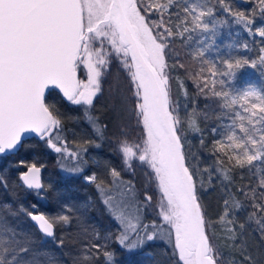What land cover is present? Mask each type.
Masks as SVG:
<instances>
[{
	"label": "snow or ice",
	"instance_id": "snow-or-ice-1",
	"mask_svg": "<svg viewBox=\"0 0 264 264\" xmlns=\"http://www.w3.org/2000/svg\"><path fill=\"white\" fill-rule=\"evenodd\" d=\"M215 2L233 18L236 35L243 31L259 45L258 63L264 65V0H245L251 7L239 10L231 0ZM227 26V19L216 16L213 0H0V157L14 155L24 137L34 134L58 154L62 171L83 173L88 147L100 144L76 133L69 141L72 130H65L58 108L45 103V90L59 89L81 108L95 137L104 140L107 126L93 114L94 100L103 91L114 54L127 73L125 80L118 69L109 84L118 119L116 151L125 171L135 175V159L145 177L138 188L109 164L110 181L96 172L84 176L117 225L103 235L69 204L44 212L36 204L29 210L0 203V264H63L35 245L51 242L63 248L66 241L78 245L74 254L65 253L70 264H115L112 243L128 252L163 244L167 264H264V84L234 87L236 70L256 69V59L206 57L218 30ZM193 34L200 38L189 51L201 67L187 73L196 89L190 96L183 78L171 74L168 51L173 40L187 45ZM242 48L251 51L249 42ZM81 65L87 82L77 78ZM173 79L180 92L175 97ZM197 97L219 101L210 146L199 124L208 113ZM134 130L138 138L130 140ZM190 136L197 137L199 147ZM201 150L210 162L201 158ZM17 167L27 169L19 181L39 198L45 188L41 166L20 160ZM0 187H9L3 175ZM209 190L219 205L214 216L202 200ZM21 216L35 232L10 224L9 217Z\"/></svg>",
	"mask_w": 264,
	"mask_h": 264
},
{
	"label": "trees",
	"instance_id": "trees-1",
	"mask_svg": "<svg viewBox=\"0 0 264 264\" xmlns=\"http://www.w3.org/2000/svg\"><path fill=\"white\" fill-rule=\"evenodd\" d=\"M214 7L216 8V16L219 18H225L229 21V26L220 28L219 34L215 37L213 48L206 52L205 55L208 59H214L216 56L227 57L229 54L238 57H246L250 59L257 60V68L252 69L245 66L242 69L236 70V77L234 79V87L236 89H243L248 85L261 87L264 84V65L258 63V51L259 45L252 43L250 41L247 33L240 31L239 35H236V31L239 29L234 25L233 18L228 17L226 13H223L219 4L213 0ZM231 5L236 9H245L250 8L251 5L246 3L245 0H231ZM173 12L176 11L175 8L172 9ZM260 21H258L259 23ZM200 37L193 34V40L187 45L184 44L182 40H173L170 45V50L168 51V62L170 65H174L171 69V74L174 77L183 78L186 85L187 92L190 96L196 95V89L193 86L192 81L188 78L187 73L193 71L195 68L201 67L199 59L193 60L191 58V53L189 49H193L195 41ZM261 38L257 37L256 40ZM249 42L251 51H244L242 48L243 43ZM236 45L239 47L229 48L228 45ZM202 47V45H200ZM219 49V52L216 51ZM194 50V49H193ZM179 60L180 63L184 65L183 68L176 64L175 61ZM203 67H207L206 65ZM172 88L175 96H179L180 92L178 89V83L176 79L171 81ZM217 85V89H219ZM198 106L208 113L207 120L200 119L199 124L206 133V144L210 146L212 144L213 136L211 134V129L216 127L218 123L217 113L221 110L218 107L219 101L215 98L210 100H205L203 98L197 97ZM45 103L55 105L58 108L60 114L65 120V130L71 129L80 130V127H83L85 132H91L88 130L89 126L83 119V113L80 108L72 109L68 107L60 97L54 93L49 92L45 96ZM208 104L209 108L204 106ZM191 107V104H189ZM93 114L98 118L107 116V112L103 109L93 110ZM103 114V115H102ZM77 116L78 122L80 123V129L76 128L73 123L70 122V119L73 116ZM81 131V130H80ZM67 138L70 140V136L67 133ZM96 142L100 144L98 151L100 152V157L105 159L107 164H110L112 167L117 168L120 171V167L116 160V157L109 146L105 143V140H99L95 137ZM190 139L196 147H199L198 139L196 136H190ZM56 153L52 152L47 148L45 142L41 141L37 137H30L23 142L18 151L14 155H8L6 157H0V175H3L7 178L8 189L0 187V203L9 202L12 204L13 208L18 207L20 204H23L25 207L32 210L31 206L36 204L40 211L44 212H54L59 210L62 205L69 204L73 208L77 209L76 215H83V218L89 224L95 225L100 231L101 235L105 234L109 230L115 232L117 226L111 220L110 216L105 212L104 206L100 203L98 198V193L94 185L85 184L81 181V174L78 176L65 174L60 170L58 158ZM201 158L206 162L211 161V157L208 154L201 150L199 152ZM20 160H24L28 163H36L37 166H41V180L45 188L41 192V196L38 198L33 191L26 190L19 182L18 175L24 169L17 167V163ZM85 174V173H82ZM126 179V177H124ZM13 182L20 184V187H14ZM202 200L205 206L208 209L210 215H215L219 211V205L216 201V194L209 190L207 193L202 194ZM12 226L19 224V228L26 231L35 232L36 229L32 226L29 219L26 216H21L17 219L11 217L8 218ZM19 221H23L20 223ZM75 219L73 224H75ZM68 232H73V229H68ZM60 236V229H57V237ZM99 242V241H98ZM161 246L164 248L163 244L152 245L149 244L143 250H138L134 252H128L124 249H121L119 245L112 243L110 245V250H115V264H158L154 258H150L146 255H141L140 252H151L154 253L156 257V252L154 250ZM37 248H47L50 252L55 253L59 260L63 264H70V259L65 253H75L78 245L70 244L66 241L63 248H57L55 244L48 242L44 245L36 244ZM167 251H171L168 249ZM44 260V257H41ZM100 264V262H98ZM159 264H167L164 260Z\"/></svg>",
	"mask_w": 264,
	"mask_h": 264
},
{
	"label": "rangeland",
	"instance_id": "rangeland-1",
	"mask_svg": "<svg viewBox=\"0 0 264 264\" xmlns=\"http://www.w3.org/2000/svg\"><path fill=\"white\" fill-rule=\"evenodd\" d=\"M110 59L112 60V63L110 65V71H109L108 75L102 81L103 91H102V93L98 94V97L94 100L95 107H94L93 110H95V109H97V110L98 109H104V107H106L107 116H105L104 118H102L103 116L99 118V122L107 126L106 127V131H105V139H104L105 143L109 146V148L114 153V155L116 157V160L118 162V165H119V161L121 163L122 168H121L120 171H121L122 178L124 179V177H126L125 180H134V181L137 180V182H135L136 186L138 188H142L143 184L145 182V177H144L143 171L139 167L140 162L138 160H135V159L132 161V163L134 165V171H135V175H133L132 172H128V171L124 170L125 166L122 163V156L120 154H118V152L116 151L117 145H116V140L114 139V137H116L118 135V119H117L115 110L111 107L112 101H111L110 96H109V84L112 83L113 76L117 73L118 69H119L121 77L123 79H125V80L127 79V73L119 65V62L116 60L114 54H113V56ZM77 78L82 80V81H84V82H87L86 70L83 68L82 65L77 70ZM172 91H173V88H172ZM173 96L175 97L174 92H173ZM64 102H65V104L68 107H71L72 109L80 108L79 106L71 105L68 101H64ZM102 104H104L105 106H102ZM103 119L105 121H103ZM108 120H109V122H108ZM70 122L73 123L74 126H76V128L80 127V123L78 122V118H77L76 115L73 116L72 119H70ZM123 123L127 124L128 122L125 120V121H123ZM80 128H78V129H80L81 131L76 129V130H74V132H72V131L71 132H67L68 135L70 136V140L69 141L73 140V138H74L73 137V133L78 134V136H83L84 138H90V139L96 140L95 139V135L92 132L90 126H89L88 130H90L91 132H85V131H83L84 130L83 127H80ZM136 134H137V132L134 130L132 135L129 136V139L130 140L131 139H135L134 135H136ZM73 146L74 145H72L71 143L69 144V147H73ZM98 149H99V147L97 148L95 146H89L88 149H87V152L85 153V157L89 161V163H88V166L86 167V169L84 170V172H86V173L85 174L81 173L82 176L80 178L81 181L83 183H85V184H89V183H87L84 180V176L85 175H89L92 172H96L98 174L105 175V177H106L105 165L107 163H106L105 159L100 157V152L98 151ZM55 155H57V158H58V154H55ZM94 161L96 163H94ZM119 167H120V165H119ZM58 168H60V170H61L60 163H59V167ZM62 172H64V171H62ZM125 172L127 174L129 173L130 177L124 176ZM64 173L65 174H71V173H67V172H64ZM71 175H74V174H71ZM78 175H80V174H75V176H78ZM106 178L109 179V181H110V177H106ZM150 192L153 195V197H156L158 195V193L156 192L154 187L152 189H150ZM149 218H151V217H149ZM111 220H112V218H111ZM112 221L115 223L114 220H112ZM162 249H164V248H162L161 246H158L157 248H156V246H154V250L156 252V257L154 255V253L152 254L151 252H143L142 251V252H140V254L141 255H146V256H148L150 258H154V260L159 264V263H162L165 260L163 255H162Z\"/></svg>",
	"mask_w": 264,
	"mask_h": 264
},
{
	"label": "water",
	"instance_id": "water-1",
	"mask_svg": "<svg viewBox=\"0 0 264 264\" xmlns=\"http://www.w3.org/2000/svg\"><path fill=\"white\" fill-rule=\"evenodd\" d=\"M49 92H54V93H56L59 97H60V99L61 100H63V101H66L65 99H64V97H63V94L59 91V89H55V88H49V89H46L45 90V96L47 95V93H49ZM30 137H36L34 134H32V135H30V136H28V135H26L25 137H24V140H26V139H28V138H30ZM27 169L26 168H24L21 172H24V171H26ZM18 180H19V175H18ZM20 182V181H19ZM20 184L22 185V182H20ZM30 221V220H29ZM30 223L32 224V226L34 227V225H33V223L30 221ZM35 228V227H34Z\"/></svg>",
	"mask_w": 264,
	"mask_h": 264
},
{
	"label": "flooded vegetation",
	"instance_id": "flooded-vegetation-1",
	"mask_svg": "<svg viewBox=\"0 0 264 264\" xmlns=\"http://www.w3.org/2000/svg\"><path fill=\"white\" fill-rule=\"evenodd\" d=\"M102 106H105L104 104H102ZM103 110H105V111H107L106 110V107H104V109ZM103 118V117H102ZM107 120V119H106ZM110 120V119H109ZM109 120H108V122H109ZM103 121H105L104 119H103ZM141 131H142V129H141ZM138 135H139V133L137 132V134L136 135H134V137L136 138H138ZM110 144V143H109ZM119 165H120V170H121V168H122V166H121V163H120V161H119ZM84 173H86V172H84ZM90 173V172H89ZM124 176H127V177H130L129 176V173L127 174L126 172L124 173ZM134 182H137V180H135Z\"/></svg>",
	"mask_w": 264,
	"mask_h": 264
}]
</instances>
